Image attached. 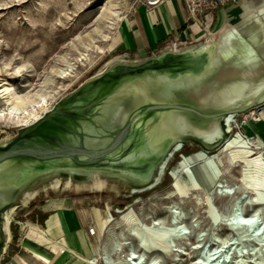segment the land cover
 I'll use <instances>...</instances> for the list:
<instances>
[{
  "label": "water",
  "instance_id": "95a60500",
  "mask_svg": "<svg viewBox=\"0 0 264 264\" xmlns=\"http://www.w3.org/2000/svg\"><path fill=\"white\" fill-rule=\"evenodd\" d=\"M247 3L237 4L246 17L215 32V44L208 40L166 43L138 59H129V55L115 59L59 99L41 118L21 127L15 137L0 142V264L11 242L8 231L12 239L11 227L5 228V214L12 209L21 211L38 193L55 189L57 179L61 184H86L99 178L130 194L146 191L159 183L165 173L162 166L179 149L195 145L207 153L217 152L231 137L227 117L235 121L261 109L264 0ZM227 67L257 71L263 82L256 94L249 100L241 97L234 106L219 107L218 101L228 90H236L240 97L257 85L248 79L236 80L216 88L208 102H194L189 92L204 85L196 83L210 80ZM215 121L216 135L211 133ZM190 126L203 133L194 134L187 129ZM247 198L244 195L235 206L234 216L226 223L230 229H236L230 227L236 222H261L256 216L242 217L245 205H251ZM263 230L264 226L256 233Z\"/></svg>",
  "mask_w": 264,
  "mask_h": 264
},
{
  "label": "rangeland",
  "instance_id": "374dc122",
  "mask_svg": "<svg viewBox=\"0 0 264 264\" xmlns=\"http://www.w3.org/2000/svg\"><path fill=\"white\" fill-rule=\"evenodd\" d=\"M142 2L143 0H129L128 15L134 12ZM101 6V0H0V85L8 79L14 88H18L20 91L32 90L44 78L51 76V70L61 66L62 57L68 54V59L72 63V73L67 78L53 77L55 86L62 85L61 94L53 103L54 106L59 99L75 90L85 80L101 72L109 62L121 59L125 55H129V59L145 56L137 52L124 51L118 40L114 49L98 57L93 66H89V61L77 60L73 44L79 46L77 38L94 28L96 14ZM18 67H20L19 70ZM67 83L69 86L64 89V85ZM3 103L4 100L0 98V105ZM256 115L255 113L252 117H256ZM244 116V114L238 116L235 119L237 123L234 125L237 126L241 135L246 136L248 135V127L245 124ZM19 129L21 127L6 128L0 126V142L15 137ZM179 150L164 166L165 173L159 183L143 192L133 191L130 194L125 188L115 183L96 179L94 182L86 184L60 183V188L54 187L55 189L39 193L26 208L13 213V223H10L12 239L1 264H8L15 254L16 247L14 245L20 237V233L24 234L21 222L29 220L37 224L36 216L38 215L40 218V215L44 213L41 208L49 209L47 203L49 199H54V197H64L65 211L71 215L72 220L75 221L77 213L89 218L93 226L87 232L88 235L94 236L96 239L103 238V226L109 223L110 218L113 219L112 223H114L132 210L139 217L140 222H147L151 217L159 227L172 225L176 229L174 234L172 231L170 250L160 264H174L177 257H172V254L187 252L186 248H189L188 238H191L193 246L201 245L203 248L200 253L194 251L190 256L183 257L184 264H193L191 258L195 257H197L196 261L206 264L207 261L202 257L210 252V247L221 245L226 232V226L223 224L232 207L230 197H222L215 193V183L223 178L225 184L230 185L231 189L234 188L236 192H244V195L248 196L247 200L251 205L246 204L243 213H248L252 204L256 203L257 196L255 195H258L259 198L264 195V184L260 183L255 191L250 189V186L243 179V167H230L228 171L224 167H220V169L218 167H198L194 168V174L207 190L206 195L209 199L207 200L205 194H201V200H197L191 187H187V194H180L175 192L173 173L188 180L187 176L179 171L178 163L185 156L201 149L193 145ZM226 153L224 149H220L217 152L209 153V156L224 161ZM260 177L264 179V169L260 171ZM174 201H178L180 205L176 211L180 212L181 218L180 220L175 219L173 223V218L170 216L172 213L168 210L167 205ZM68 206L74 207L78 212L69 210ZM28 212L29 214H27ZM262 213L263 218L261 217V219L264 220V211ZM57 216L53 213L47 219L46 226L42 228L47 230L53 238L63 241L66 238L63 235L65 232L63 225L51 226L53 220L57 221ZM168 216L169 218H167ZM160 218L164 219L159 220ZM261 219L260 221L263 222ZM39 224H41L40 221ZM262 224L264 226V222ZM180 225H184L185 235L180 236L177 232ZM68 228L71 229L69 226ZM82 232L84 233V231ZM234 233L236 234V243L230 242L233 246L229 245L231 249H227L228 255H226L229 264H234V261L238 260L239 257L250 259L249 264H261L264 258V248H261L262 245L257 238L248 237L251 230L246 233L234 230ZM24 236L26 235L24 234ZM249 239L252 242H249ZM123 240L133 249L131 252L138 254L139 250H142L137 242L132 240L130 235L128 236V232L125 233ZM87 242L94 250L93 241H91L92 243L89 240ZM221 248L222 250L225 249L222 246ZM28 249L34 254L31 247ZM98 264L103 263L99 260Z\"/></svg>",
  "mask_w": 264,
  "mask_h": 264
},
{
  "label": "bare ground",
  "instance_id": "6f19581e",
  "mask_svg": "<svg viewBox=\"0 0 264 264\" xmlns=\"http://www.w3.org/2000/svg\"><path fill=\"white\" fill-rule=\"evenodd\" d=\"M101 2L102 6L98 9L96 14L94 28L83 36H79L77 38L79 46L73 44V50H75L77 60L82 62L89 61V66H93L98 57L102 54L113 50L117 41L121 40V27L124 23V19L129 14V0H101ZM228 38L229 37L225 38L223 43L226 42ZM261 44H263V42ZM61 62V66L51 70V76L44 78L43 81L32 90L25 89L20 91V89L14 88L8 79H6L7 81L4 80L1 83L0 98L4 100V103L0 105V126L6 128H19L27 126L34 123L51 109L53 103L60 96L62 88L61 84L55 86L53 77L57 76L59 78H67L69 74L72 73V63L68 59V54H65L62 57ZM261 67H264V62ZM17 69L19 70L20 67ZM225 69L226 71L223 73L220 71L213 74L210 80L203 79L196 83L200 84L203 82L204 85L198 87L199 90L197 92H189V96L195 98L194 102L200 103L204 100H207L206 102H208L212 98V94L215 89H218L222 84L227 85L236 80L245 79L256 81L257 85L250 88V90H245L242 96H237L235 94L236 90H228V94L231 93L232 95L226 94L225 98L217 103L219 107L234 106L236 104L235 101H239L241 97H244V100H249L256 94L259 85L263 82L260 74L252 69H246L244 72H240L236 68L232 67H227ZM68 86V83L65 84L64 89ZM188 87L191 86L188 85ZM255 113L257 114L256 117H252ZM244 115V121L248 127V135L246 136L241 135L237 126L234 125L237 123L236 120L234 121L232 117H227L226 119L229 133L231 132L232 135L221 148L227 152L224 161L219 158L210 157L209 153L205 151L197 150L192 154L185 156L184 159L178 163L179 171L185 174L188 180L173 173L175 192L187 194L188 188L191 187V189H193V195L197 200H201V194H205L207 200L209 199L206 195L207 190H205L201 183L193 177L192 173H194V168L198 167H218V169H220V167H224L226 171H228L230 167H243V179L250 186V189L255 191V189H258V186H260V183L264 184V179H261L260 177V171L264 169V107H261L259 111L252 110L248 113H244ZM121 122H123V120ZM217 125L218 123L215 121L211 126V133H214V135H216L215 133L218 129ZM187 129L197 135H201V133H203V130H199L200 128L190 126ZM214 138L215 137L209 139L214 140ZM60 183V179H57L54 182L53 187H59ZM217 183H215V193H218L222 197H230L232 199V207L226 216L224 222L225 224H223L226 226V232L221 241V245H217L212 248L210 247V252L205 255L206 258L204 256L202 259L204 258L205 261H207L206 264H229V262L226 261V255H228L227 249H231L230 246H233L235 242L236 234L234 233V230L246 233L250 231L251 227H253V231H251L248 237L257 238L262 245L261 248H264V230L261 233H256L258 229L262 227V223L264 222V220L261 219L263 213L260 212L261 210L264 211V195L260 198L258 195H255L257 198L255 199L256 203H253L251 206L252 211L249 210L248 213L242 214L244 219L256 216L263 222H255L253 224H242L241 222H236L230 226H237L236 229L233 230L227 228L229 225L226 223L234 216L235 206L244 196V192H236L234 188L231 189L230 185L225 184V180L223 178L218 180ZM64 201V198L49 199L47 203L48 207H56L60 209L59 213L55 212V214L58 215L57 221L55 222V220H53L51 222V226H62L63 223L61 216L63 215L66 224L71 229H74V222L71 215L65 211L66 206ZM179 206L178 201L171 202L167 205L168 210L172 213L170 216L173 218V223L175 219L180 220L181 218L180 212L176 211ZM16 211L17 210L12 209L10 212L5 214L4 219L6 230L9 229L10 223L13 221V213ZM251 213L254 214L251 215ZM60 214L61 216H59ZM167 218H169V216ZM162 219L164 218H160L159 220ZM112 221L113 219L110 218L109 223L103 226V238L96 239L95 242L93 241L94 250H90V246L86 238L83 237L84 233L80 231V233L83 234V236L81 235L83 240L82 243L87 257L81 255L72 246H70L67 238H64L63 241L58 238H53L48 234L47 230L34 222L29 220L21 222V228L27 238L48 246L51 251L55 253L54 256L49 257L32 248V251L34 252L33 255L45 264H69V262H71L74 258L78 259L77 263L85 264H98L99 260L103 264H160L163 262L162 260L166 253H169L173 237L172 231L174 234L176 229L175 227L172 225L159 227L157 226V223H155V220L151 217L147 220V222H140L139 217L133 210L123 215L121 220L114 223H112ZM127 232L128 236L130 235V238L135 240L138 246L142 249L139 250L137 256L135 255V252H131L133 249L129 247V244L124 243L125 239L123 240V238H125V233ZM177 232L180 236L185 235L186 230L184 225H180ZM7 236V241L9 243L11 240V234L9 231L7 232ZM187 240L189 245V248H186L187 252L172 254V257H177V259L174 260V264H184L185 260L182 259L183 257L188 255L190 256V254L194 251L197 253L201 252V249L203 248L201 245L193 246L191 238H188ZM230 242H233V244H230ZM249 242L252 241L250 240ZM256 245L259 246V244ZM221 246L225 249L222 250ZM196 258L197 257L191 258V260L193 259V264H202L201 261H196ZM235 258L237 259V257ZM13 260L15 264H29L21 255H17ZM249 263L250 259H243L241 257L234 261V264ZM261 264H264V258L261 261Z\"/></svg>",
  "mask_w": 264,
  "mask_h": 264
},
{
  "label": "crops",
  "instance_id": "0c3cea01",
  "mask_svg": "<svg viewBox=\"0 0 264 264\" xmlns=\"http://www.w3.org/2000/svg\"><path fill=\"white\" fill-rule=\"evenodd\" d=\"M242 0H235L212 12L203 24L202 18L190 19L189 13L184 0H164L155 7H147L145 4H140L134 12L130 13L125 19L121 29V40H119L120 47L127 52H137L140 55H149L166 43H195L203 40H208L209 43H215V32L228 24H234L239 19L246 17L245 12L242 14V8L238 6ZM252 4V0H248ZM247 3V4H248ZM237 18V20H236ZM264 44V41H263ZM264 107V105L262 106ZM59 197H54V199ZM64 198V197H63ZM44 208V207H42ZM42 215H37L36 223L41 227L46 226L47 219L53 213H59L60 209L52 207L49 209H42ZM69 210L78 212L74 207H69ZM29 214V212L27 213ZM61 216V214H60ZM39 218V219H38ZM61 220L64 228V237L68 238L70 246H72L81 255L87 257L86 251L83 247V240L80 231H84V238L88 241H96L94 236L88 235L87 230L93 226L89 218L81 216L77 213L74 222V229H69L65 222L63 215ZM39 221L41 224H39ZM77 226V227H76ZM76 227V228H75ZM23 232V231H22ZM92 243V242H91ZM16 250L14 256L11 257L8 264H15L13 257L17 255L23 256L29 264H45L43 261L37 259L29 247L39 251L49 257L54 256L46 245H42L20 233L17 243L14 245ZM28 247V248H27ZM90 246V250H91ZM93 250V249H92ZM78 259H73L69 264H75ZM85 264V263H77Z\"/></svg>",
  "mask_w": 264,
  "mask_h": 264
},
{
  "label": "built area",
  "instance_id": "2783aa9c",
  "mask_svg": "<svg viewBox=\"0 0 264 264\" xmlns=\"http://www.w3.org/2000/svg\"><path fill=\"white\" fill-rule=\"evenodd\" d=\"M163 1L164 0H143L141 4H145L147 7H155ZM184 1L186 3V7L189 13V18L190 19H196V17L202 18L204 24L207 17L212 12L217 10L220 6L228 4L235 0H184ZM135 255L137 256V253H135Z\"/></svg>",
  "mask_w": 264,
  "mask_h": 264
}]
</instances>
